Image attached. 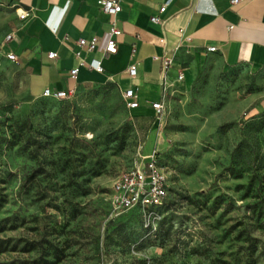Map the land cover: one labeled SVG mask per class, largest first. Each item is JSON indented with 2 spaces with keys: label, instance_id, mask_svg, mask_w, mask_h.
Returning a JSON list of instances; mask_svg holds the SVG:
<instances>
[{
  "label": "rangeland",
  "instance_id": "374dc122",
  "mask_svg": "<svg viewBox=\"0 0 264 264\" xmlns=\"http://www.w3.org/2000/svg\"><path fill=\"white\" fill-rule=\"evenodd\" d=\"M8 10L0 5V38ZM259 75L211 58L191 87L136 116L111 81L63 99L31 95L0 56V264H264V110ZM140 148L168 197L145 224L109 192Z\"/></svg>",
  "mask_w": 264,
  "mask_h": 264
},
{
  "label": "crops",
  "instance_id": "0c3cea01",
  "mask_svg": "<svg viewBox=\"0 0 264 264\" xmlns=\"http://www.w3.org/2000/svg\"><path fill=\"white\" fill-rule=\"evenodd\" d=\"M99 1L0 0L8 10L0 56L16 67L27 93L111 81L120 92L134 89L137 105L129 109L142 117L154 111L152 101L186 92L195 64L211 58L225 67L242 65L258 74L257 88L244 100L254 101L252 109L264 110V0H117L120 10L113 16L101 9ZM163 4L165 9L159 12ZM17 9L27 14L19 18ZM151 15L160 21L152 22ZM112 18L120 29L116 51L104 53ZM92 36L97 39L95 49L77 45L79 37ZM208 46L215 49L209 51ZM48 51L57 55L49 58ZM8 52L16 55L14 61L6 58ZM77 56L86 62L99 60L103 70L78 65ZM132 63L136 70L130 76L127 67ZM74 66L78 69L72 77L69 69Z\"/></svg>",
  "mask_w": 264,
  "mask_h": 264
},
{
  "label": "built area",
  "instance_id": "2783aa9c",
  "mask_svg": "<svg viewBox=\"0 0 264 264\" xmlns=\"http://www.w3.org/2000/svg\"><path fill=\"white\" fill-rule=\"evenodd\" d=\"M101 9L109 14L115 15L120 10V4L117 0H100ZM231 3L237 2V0H230ZM165 9V4L158 8L159 12ZM17 15L19 18H23L26 14V10L17 9ZM150 20L152 22H159L160 19L157 15H151ZM109 36L103 47L104 53H114L116 51V39L115 37L120 33V29L116 25L115 20L112 18L109 25ZM10 34H6L4 40H7ZM77 45L80 48L86 50H93L96 48L97 39L95 36L85 38L79 37L76 40ZM2 42H0L1 46ZM1 49V48H0ZM214 46H208L207 50H214ZM78 55V52H75ZM55 51H48L47 57L54 58L56 56ZM7 59L14 61L16 55L11 52L5 53ZM78 65H85L88 68L96 71H102L103 67L99 60L92 59L86 62L83 58L77 56ZM164 62V61H163ZM78 66H74L69 69V74L75 77ZM135 65L129 64L127 72L130 76L135 74ZM181 76L180 74L178 75ZM72 89H49L45 87L41 94L46 97H53L56 99L67 98L72 94ZM121 95L128 108L135 107L137 105L136 93L133 88L129 87L121 91ZM163 97V96H162ZM151 108L155 112H160L163 109V98L152 101L150 103ZM167 196V184L166 178L162 170L155 164V150L142 153L140 148L136 151V155L132 162V165L124 172H121L116 179H114L111 190L109 192V199L113 208L119 211H125L133 207H138L142 211V215L145 224H148L150 219H153L156 215L155 208L163 203Z\"/></svg>",
  "mask_w": 264,
  "mask_h": 264
},
{
  "label": "trees",
  "instance_id": "16d2710c",
  "mask_svg": "<svg viewBox=\"0 0 264 264\" xmlns=\"http://www.w3.org/2000/svg\"><path fill=\"white\" fill-rule=\"evenodd\" d=\"M167 197H168V188H167V196H166L165 200L163 201V203L161 205H159L155 209L164 205L165 201L167 200ZM131 209H138L142 213L141 209L138 207H133ZM62 252H63V247H57L56 245L50 244L49 245V254L51 255L52 259L46 258L45 256L47 254L39 255L38 257H34V258L30 259L27 264H55L59 260L60 254Z\"/></svg>",
  "mask_w": 264,
  "mask_h": 264
}]
</instances>
